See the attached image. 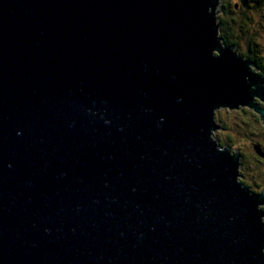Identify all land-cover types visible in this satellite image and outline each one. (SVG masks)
Returning <instances> with one entry per match:
<instances>
[{
  "label": "water",
  "instance_id": "obj_1",
  "mask_svg": "<svg viewBox=\"0 0 264 264\" xmlns=\"http://www.w3.org/2000/svg\"><path fill=\"white\" fill-rule=\"evenodd\" d=\"M219 1L0 0V264H264V190L211 138L264 127V74Z\"/></svg>",
  "mask_w": 264,
  "mask_h": 264
},
{
  "label": "rangeland",
  "instance_id": "obj_2",
  "mask_svg": "<svg viewBox=\"0 0 264 264\" xmlns=\"http://www.w3.org/2000/svg\"><path fill=\"white\" fill-rule=\"evenodd\" d=\"M246 1L253 7L252 9H246L238 0H220V4L214 10V13L217 12L215 18L217 23L218 16L229 19L228 16L231 15L235 19V23H231L234 35L229 37L233 40L238 39V46H234L239 57L242 54L247 57L251 47L260 57V61L264 62V0ZM222 3L226 8L230 5L229 10H232V14H226L223 9H220ZM238 22L241 27L238 26ZM231 32L229 31L228 34ZM248 41L253 45L250 46ZM256 68L258 69L257 66ZM214 119L220 126V130L215 131L211 138L221 146L242 154L239 182L255 193L264 190V161H260L252 149L253 144H261V147H264V127L260 124L258 117L247 109L239 111L224 109L217 111ZM263 207H259L261 211Z\"/></svg>",
  "mask_w": 264,
  "mask_h": 264
},
{
  "label": "trees",
  "instance_id": "obj_3",
  "mask_svg": "<svg viewBox=\"0 0 264 264\" xmlns=\"http://www.w3.org/2000/svg\"><path fill=\"white\" fill-rule=\"evenodd\" d=\"M240 1V3L242 4V6H245L246 9H252L253 7L247 4L246 0H238ZM230 6V5H229ZM229 6L227 5V8L224 6V4L222 3V6H220V9H223L224 13H228L229 15L232 14V10H229ZM222 11V13H223ZM243 14V12H242ZM229 19H222L219 16L217 17L218 20V24H220V37L222 38V43L223 46H229V45H235L238 46V39L235 38L234 40L231 39L229 36L230 35H234V30H232L231 27V23L234 24V18L230 16H228ZM243 23H246L245 20H242ZM238 26H240V22H238ZM229 31H232L231 33L228 34ZM233 33V34H232ZM250 46H252L253 44L250 43L249 41L247 42ZM251 49L253 50V48L250 47L249 52L247 54V58H249L250 61H252L253 63H255V65L258 67L259 73L264 74V62L260 61V57L257 55V53L253 50L251 51ZM242 58H245V55H241Z\"/></svg>",
  "mask_w": 264,
  "mask_h": 264
},
{
  "label": "bare ground",
  "instance_id": "obj_4",
  "mask_svg": "<svg viewBox=\"0 0 264 264\" xmlns=\"http://www.w3.org/2000/svg\"><path fill=\"white\" fill-rule=\"evenodd\" d=\"M234 48H235V46H234ZM234 54L236 55V57L238 58V59H240V60H244V61H246V62H248L251 66H254L255 64L252 62V61H250L247 57H245V58H241V57H239L238 55H237V53H236V48H235V51H234ZM255 67H256V65H255ZM242 109H245V108H242ZM227 110V109H226ZM235 110V109H234ZM238 110H240V109H238ZM229 111H232V110H229Z\"/></svg>",
  "mask_w": 264,
  "mask_h": 264
},
{
  "label": "flooded vegetation",
  "instance_id": "obj_5",
  "mask_svg": "<svg viewBox=\"0 0 264 264\" xmlns=\"http://www.w3.org/2000/svg\"><path fill=\"white\" fill-rule=\"evenodd\" d=\"M253 145H257V146H259L260 148H261V150H262V152L264 153V147L262 148L261 147V144H253ZM253 149V148H252ZM253 152L255 153V151H254V149H253ZM242 155V154H241ZM255 155H256V153H255ZM257 156V155H256ZM257 158L260 160V161H264V159H262V158H260V157H258L257 156ZM260 192V191H259ZM258 192V193H259ZM262 212L264 213V207L262 208Z\"/></svg>",
  "mask_w": 264,
  "mask_h": 264
}]
</instances>
